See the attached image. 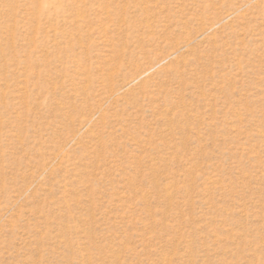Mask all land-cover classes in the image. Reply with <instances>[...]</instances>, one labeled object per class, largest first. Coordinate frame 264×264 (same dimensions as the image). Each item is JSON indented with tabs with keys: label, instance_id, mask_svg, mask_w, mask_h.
Returning <instances> with one entry per match:
<instances>
[{
	"label": "rangeland",
	"instance_id": "rangeland-1",
	"mask_svg": "<svg viewBox=\"0 0 264 264\" xmlns=\"http://www.w3.org/2000/svg\"><path fill=\"white\" fill-rule=\"evenodd\" d=\"M0 264H264V0H0Z\"/></svg>",
	"mask_w": 264,
	"mask_h": 264
}]
</instances>
